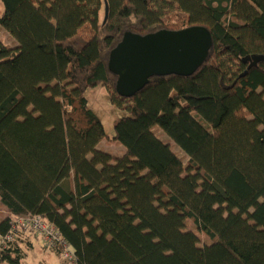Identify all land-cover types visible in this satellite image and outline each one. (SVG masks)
<instances>
[{
	"label": "trees",
	"instance_id": "1",
	"mask_svg": "<svg viewBox=\"0 0 264 264\" xmlns=\"http://www.w3.org/2000/svg\"><path fill=\"white\" fill-rule=\"evenodd\" d=\"M0 4L15 42L0 40V264L22 263L7 236L35 216L76 264H264V61L247 70L264 57V0ZM193 26L213 44L192 76L116 93L108 59L125 33ZM97 86L124 113L111 138L84 96Z\"/></svg>",
	"mask_w": 264,
	"mask_h": 264
},
{
	"label": "water",
	"instance_id": "2",
	"mask_svg": "<svg viewBox=\"0 0 264 264\" xmlns=\"http://www.w3.org/2000/svg\"><path fill=\"white\" fill-rule=\"evenodd\" d=\"M107 13L105 5L104 21ZM212 44L211 34L201 26L145 36L125 33L108 59V70L117 77L116 93L131 98L153 77L192 76L206 61ZM263 61L261 56L253 58L247 70Z\"/></svg>",
	"mask_w": 264,
	"mask_h": 264
},
{
	"label": "rangeland",
	"instance_id": "3",
	"mask_svg": "<svg viewBox=\"0 0 264 264\" xmlns=\"http://www.w3.org/2000/svg\"><path fill=\"white\" fill-rule=\"evenodd\" d=\"M3 7L0 4V13H2ZM0 40L5 45L14 46L15 42L9 37V35L2 29H0ZM85 99L87 101L88 108L94 113L98 120L103 125L105 134L108 138L114 135V123L124 116V113L120 111L110 101V97L103 86H97L85 91ZM162 140H166L162 133H158ZM100 148L109 152L114 156H120L122 154V147L111 143L109 140H105L100 144ZM174 152L180 157L184 158V154L178 149L174 148ZM187 160L185 159L184 163ZM0 213L3 217H7V211L0 205ZM20 223V224H19ZM16 226L17 235L14 236L15 242L22 248L25 253V257L21 264H66L62 256L55 250L47 248L42 238L33 230L26 228L22 222H19ZM188 229L192 230L198 237L200 244L207 243V239L204 235L193 230L192 224L189 223Z\"/></svg>",
	"mask_w": 264,
	"mask_h": 264
},
{
	"label": "built area",
	"instance_id": "4",
	"mask_svg": "<svg viewBox=\"0 0 264 264\" xmlns=\"http://www.w3.org/2000/svg\"><path fill=\"white\" fill-rule=\"evenodd\" d=\"M22 222L25 227L36 232L44 241L47 248L57 251L66 262V264H76V259L72 248L63 240L58 231L40 217H30L26 219H16L12 223V234L7 239H12L16 233V226ZM20 224V223H19Z\"/></svg>",
	"mask_w": 264,
	"mask_h": 264
},
{
	"label": "crops",
	"instance_id": "5",
	"mask_svg": "<svg viewBox=\"0 0 264 264\" xmlns=\"http://www.w3.org/2000/svg\"><path fill=\"white\" fill-rule=\"evenodd\" d=\"M122 151H124L123 148H122ZM122 153H123V152H122ZM121 155H122V154H121ZM3 208H4V207H3ZM4 209H5V208H4ZM5 210H6V209H5ZM7 215H8V213H7Z\"/></svg>",
	"mask_w": 264,
	"mask_h": 264
}]
</instances>
